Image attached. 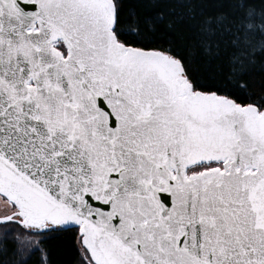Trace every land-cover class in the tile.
<instances>
[{"label":"snow or ice","instance_id":"snow-or-ice-1","mask_svg":"<svg viewBox=\"0 0 264 264\" xmlns=\"http://www.w3.org/2000/svg\"><path fill=\"white\" fill-rule=\"evenodd\" d=\"M0 264H264V0H0Z\"/></svg>","mask_w":264,"mask_h":264}]
</instances>
